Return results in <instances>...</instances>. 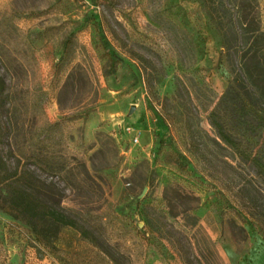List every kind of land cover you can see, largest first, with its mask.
Wrapping results in <instances>:
<instances>
[{
  "label": "rangeland",
  "instance_id": "rangeland-1",
  "mask_svg": "<svg viewBox=\"0 0 264 264\" xmlns=\"http://www.w3.org/2000/svg\"><path fill=\"white\" fill-rule=\"evenodd\" d=\"M1 35V154L56 182L99 245L52 221L40 242L0 192V264H264L246 208L264 207V177L202 104L229 73L198 0H0Z\"/></svg>",
  "mask_w": 264,
  "mask_h": 264
},
{
  "label": "trees",
  "instance_id": "trees-1",
  "mask_svg": "<svg viewBox=\"0 0 264 264\" xmlns=\"http://www.w3.org/2000/svg\"><path fill=\"white\" fill-rule=\"evenodd\" d=\"M211 25L218 30L223 51L224 66L229 81L221 93L206 88L202 104L208 110V121L217 135L242 160L253 165L264 177V29L257 0H198ZM9 48L3 35L0 36V59L3 46ZM143 59L141 54L134 53ZM114 70L116 60L102 48ZM6 59V60H5ZM57 64H61V58ZM7 81L0 73V116L8 91ZM0 117V140L3 136ZM37 151L42 154V144ZM56 172H66L65 167L55 166ZM0 192L5 197V209L13 217L28 224L36 238L47 244L45 223L52 221L75 227L82 236L99 245L98 238L89 227L85 216L66 212L60 201L64 197L56 182L39 177L28 167L19 169L8 163L0 150ZM251 215L264 222V207L257 209L254 203L246 206ZM181 252V247L177 245ZM183 256V255H182ZM114 258V257H112ZM187 263L186 257L183 256Z\"/></svg>",
  "mask_w": 264,
  "mask_h": 264
},
{
  "label": "built area",
  "instance_id": "built-area-1",
  "mask_svg": "<svg viewBox=\"0 0 264 264\" xmlns=\"http://www.w3.org/2000/svg\"><path fill=\"white\" fill-rule=\"evenodd\" d=\"M128 129H129V127H128ZM135 139H137V137H135Z\"/></svg>",
  "mask_w": 264,
  "mask_h": 264
},
{
  "label": "water",
  "instance_id": "water-1",
  "mask_svg": "<svg viewBox=\"0 0 264 264\" xmlns=\"http://www.w3.org/2000/svg\"><path fill=\"white\" fill-rule=\"evenodd\" d=\"M133 107H130V110L132 109Z\"/></svg>",
  "mask_w": 264,
  "mask_h": 264
}]
</instances>
